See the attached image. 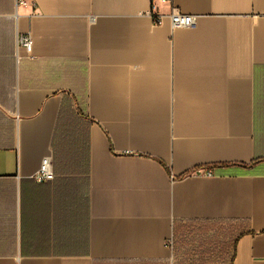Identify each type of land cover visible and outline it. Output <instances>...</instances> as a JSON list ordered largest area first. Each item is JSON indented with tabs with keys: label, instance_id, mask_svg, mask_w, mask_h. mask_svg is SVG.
Returning <instances> with one entry per match:
<instances>
[{
	"label": "crops",
	"instance_id": "crops-1",
	"mask_svg": "<svg viewBox=\"0 0 264 264\" xmlns=\"http://www.w3.org/2000/svg\"><path fill=\"white\" fill-rule=\"evenodd\" d=\"M172 3L195 25L163 0H0V264H172L221 227L229 264H264V0Z\"/></svg>",
	"mask_w": 264,
	"mask_h": 264
},
{
	"label": "trees",
	"instance_id": "trees-1",
	"mask_svg": "<svg viewBox=\"0 0 264 264\" xmlns=\"http://www.w3.org/2000/svg\"><path fill=\"white\" fill-rule=\"evenodd\" d=\"M230 232L221 227L193 229L183 236L181 233L180 239V236L175 237V240H180L175 254L177 264H229L234 257L235 240L229 237Z\"/></svg>",
	"mask_w": 264,
	"mask_h": 264
},
{
	"label": "built area",
	"instance_id": "built-area-1",
	"mask_svg": "<svg viewBox=\"0 0 264 264\" xmlns=\"http://www.w3.org/2000/svg\"><path fill=\"white\" fill-rule=\"evenodd\" d=\"M163 1L170 4V10L166 16L169 19L172 28H190L195 25L197 15L182 12L172 3V0ZM163 17L164 15H153L151 13V18L154 24H160L163 20ZM17 44L18 46L23 47L26 52H30L32 49V39L30 34H19L17 36ZM199 172L205 176H212L211 172L207 170H198V173ZM52 178L53 172L51 169V162L49 158L45 157L41 161L39 170L35 175V179L39 182H42L45 180H51Z\"/></svg>",
	"mask_w": 264,
	"mask_h": 264
},
{
	"label": "rangeland",
	"instance_id": "rangeland-1",
	"mask_svg": "<svg viewBox=\"0 0 264 264\" xmlns=\"http://www.w3.org/2000/svg\"><path fill=\"white\" fill-rule=\"evenodd\" d=\"M179 244L180 243V241L178 240V241H176L175 239H173V241H172V244H173V248H172V252H173V258H172V264H177V255L175 256V254H177V251H176V244Z\"/></svg>",
	"mask_w": 264,
	"mask_h": 264
}]
</instances>
